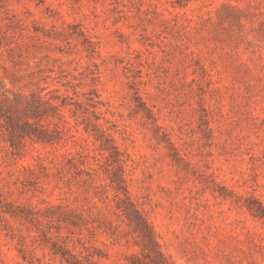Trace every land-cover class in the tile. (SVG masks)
<instances>
[{"label": "rangeland", "instance_id": "1", "mask_svg": "<svg viewBox=\"0 0 264 264\" xmlns=\"http://www.w3.org/2000/svg\"><path fill=\"white\" fill-rule=\"evenodd\" d=\"M0 264H264V0H0Z\"/></svg>", "mask_w": 264, "mask_h": 264}]
</instances>
